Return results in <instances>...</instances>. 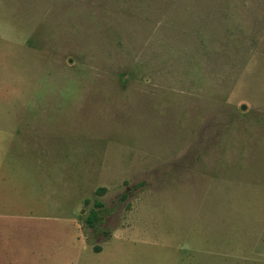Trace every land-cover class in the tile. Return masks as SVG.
Masks as SVG:
<instances>
[{"label":"rangeland","instance_id":"1","mask_svg":"<svg viewBox=\"0 0 264 264\" xmlns=\"http://www.w3.org/2000/svg\"><path fill=\"white\" fill-rule=\"evenodd\" d=\"M62 252L264 264V0H0V264Z\"/></svg>","mask_w":264,"mask_h":264},{"label":"crops","instance_id":"2","mask_svg":"<svg viewBox=\"0 0 264 264\" xmlns=\"http://www.w3.org/2000/svg\"><path fill=\"white\" fill-rule=\"evenodd\" d=\"M106 244V243H105ZM106 247V245H102L100 249L98 250V253H101L102 250ZM89 249L91 250L92 247L89 245ZM51 262H57V264H82V258L80 255L74 257V258H66L63 255V252L61 256L59 254L53 258ZM175 264L174 262H172ZM83 264H146L144 259L139 257H98V256H88L83 259ZM152 264H165L164 261H162L161 258L154 257Z\"/></svg>","mask_w":264,"mask_h":264},{"label":"trees","instance_id":"3","mask_svg":"<svg viewBox=\"0 0 264 264\" xmlns=\"http://www.w3.org/2000/svg\"><path fill=\"white\" fill-rule=\"evenodd\" d=\"M103 190V189H102ZM96 206H101L100 202L95 203ZM98 219V213L96 210H91L88 216L85 218V223L90 226L94 227L96 220ZM99 250V249H97Z\"/></svg>","mask_w":264,"mask_h":264}]
</instances>
